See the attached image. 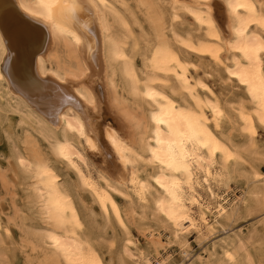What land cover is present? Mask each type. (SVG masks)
Listing matches in <instances>:
<instances>
[{
    "label": "bare ground",
    "instance_id": "1",
    "mask_svg": "<svg viewBox=\"0 0 264 264\" xmlns=\"http://www.w3.org/2000/svg\"><path fill=\"white\" fill-rule=\"evenodd\" d=\"M133 2L134 9L124 0H0V124L17 118L24 128L22 148L6 137L40 223L23 239L39 253L38 264H170V242L134 208L123 212L116 194L171 226L185 257L191 235L209 239L246 193L255 207L264 198V173L250 161L252 187L242 199L228 197L241 174L233 165L249 155L264 160L257 140L264 136L263 0ZM135 9L149 28L143 44L132 29ZM205 59L245 98L223 100L210 86L211 73H198L196 61ZM104 105L118 129L103 122ZM221 119L233 125L227 134ZM80 192L95 203L101 224L93 210L84 214ZM112 221L123 240L106 255L90 230L101 228L104 239ZM2 233L9 229L0 213V243ZM220 244L221 262L212 261L211 250L199 264H236L240 254L243 264H257L242 236Z\"/></svg>",
    "mask_w": 264,
    "mask_h": 264
},
{
    "label": "rangeland",
    "instance_id": "2",
    "mask_svg": "<svg viewBox=\"0 0 264 264\" xmlns=\"http://www.w3.org/2000/svg\"><path fill=\"white\" fill-rule=\"evenodd\" d=\"M124 1H126V3L134 9L133 0ZM216 12L219 14L221 22H224L225 18L221 5H218ZM136 14L138 16L137 24L132 25V29L141 44H143L141 36L143 32L149 33V28L147 27L145 20L139 15V12L136 11ZM183 28L192 29L189 24H185ZM136 61L138 62V65H141L140 53L136 56ZM196 64L199 66V75L203 76L206 72L211 73L212 77L209 78L210 86L221 95L223 100L230 101L233 99L240 100L245 98L242 89L235 83H232V85L229 86L224 85L226 77L222 67L208 59L198 60L196 61ZM174 84V82H171V86ZM103 113V122L110 123L112 121L111 123L116 129H118L117 124L113 122L112 118H110L111 115L105 105ZM3 120L5 121L0 124V213L4 226L9 229V234L5 235L2 233L1 235L3 242L0 243V252L5 254V258L0 260V264H38L40 259L39 253H33L29 244L24 242L23 239H25L28 232L29 234L37 232V226H39L40 223L33 217L32 212L27 205L26 185L22 184V181L16 174V165L11 155V140L6 137L7 134H10L11 138L17 143V145H19V147L22 148L23 146L21 141L18 140H20L19 138L23 136L24 128L20 126L17 118ZM221 124L220 129L225 134H227L233 127V125L225 119H221ZM257 137L258 147L261 149L264 147V136L257 135ZM234 139L235 142L239 144H242L244 141V138L239 133L235 134ZM39 142L41 149L48 153V145L41 140ZM245 158L248 162L233 165L239 169L241 174L240 177H236L232 180V182H230L231 188L229 190L231 193L228 192L230 195H228V197L230 198H233L234 196L241 198L243 197V194H245L244 192H247L248 188L252 187L249 183L251 177L249 176V168L247 166L249 161L257 165L264 173L263 159L253 155H249ZM89 160V165L93 163L90 165V169L92 173L95 174L94 168L96 161L94 162L90 157ZM97 163L99 164L100 162ZM56 165L59 167L64 178H73L70 174H68L61 163H56ZM146 171V173L151 172L149 168H147ZM3 179L7 183L3 182ZM201 192L205 194L204 191L201 190ZM80 194V199L86 207V212L84 211V214H87L88 209L89 211L93 210L95 212L96 222L101 224L102 218L91 197L87 193L80 192ZM226 194L227 193H225V195ZM116 197L119 205L121 204L120 206L123 212H127L130 207L134 208L138 214L146 218L154 230L162 232L165 240L170 242L168 247V253L169 255L171 254L170 256L172 258V262L170 264H199V260H197L198 257L207 258L211 250H213L212 254H215V257H212V261L221 262L222 255L220 240L225 237L232 239L237 235L242 236L245 242L246 250L255 257L256 263L264 264V198L262 199L261 204L255 207L254 202L250 200V197L246 193L244 196L245 200L243 202L239 199L238 204L234 206L233 211L231 210L226 217H220L219 222L214 224L213 232L209 239L201 240V238H197L196 234L191 235L190 242L192 249L189 251V256L185 257L181 253L177 243L172 239L173 230L171 226L167 225L160 216L152 210L143 212L139 207L130 205L128 198L124 195L116 194ZM125 221L132 233L136 235L144 245H146V238L142 234L137 235L138 228L136 223L130 222L127 218H125ZM100 231L101 228L90 230L91 236L99 240L102 246V251L106 255L108 253L115 254L122 245L123 240L119 226L115 221H112V225L106 229L107 234L104 235V239L100 238ZM111 242H113L112 247ZM237 263L243 264L241 254L237 257Z\"/></svg>",
    "mask_w": 264,
    "mask_h": 264
}]
</instances>
